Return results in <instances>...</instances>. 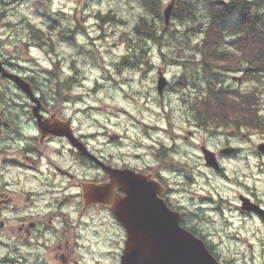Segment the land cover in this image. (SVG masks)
Returning a JSON list of instances; mask_svg holds the SVG:
<instances>
[{"label": "flooded vegetation", "instance_id": "obj_1", "mask_svg": "<svg viewBox=\"0 0 264 264\" xmlns=\"http://www.w3.org/2000/svg\"><path fill=\"white\" fill-rule=\"evenodd\" d=\"M134 42L132 40L131 46ZM1 44L0 41L1 67L4 72L17 75L30 84L33 96L40 102L38 112L42 119L69 121L77 144L94 158L80 153L67 137L42 133L32 115L34 102L0 72V264H128L126 252L130 235L137 237L136 244L141 251L157 252L163 247L160 245L165 242L163 239L173 234L174 225L169 220L175 219L179 228L204 242L218 264H256L253 255L246 261L228 247L221 252L212 239V232L206 228L207 219H212L206 213L203 215L201 206L193 210L182 205L179 199L196 185L198 177L206 176L205 171L225 176L223 160L242 152L237 138L250 142L249 137H224L220 145L213 148L210 143L217 137H196L198 127L194 125V132L187 131L178 137L169 133L165 139L141 137L143 141L138 143L144 154L133 151H129L133 156L128 155V151L113 154L107 148L109 142L122 148L127 137L108 135L104 146L93 145L99 135H78L72 119L62 117L59 105L49 107L40 84L17 70L13 63L15 58L12 54L7 57L8 51L3 54ZM128 55L126 64L142 56L140 53ZM147 56L155 57L153 54ZM194 56V64L203 68L204 60ZM143 61L139 60L138 65ZM150 68L154 69L152 65ZM153 69L151 73L156 68ZM156 71L157 82L162 72L159 68ZM63 73V69L58 73L59 84L66 76L72 80V75L64 76ZM171 85L168 81L164 93L174 92ZM193 92L185 90L189 97ZM181 94L178 92L179 96ZM167 138L170 143H165ZM183 148H189L190 152L180 151ZM206 148L213 154L214 165H207L203 154ZM178 156L188 160L181 161ZM258 157L264 159V153ZM139 176L146 182L137 183ZM124 179L126 184L121 185ZM147 183L155 184L156 189L148 191V187L142 185ZM234 183L239 182L235 180ZM239 184L243 193L236 197V210L244 218H259L264 225V213L258 215L242 210L240 198L260 205L263 212L264 199L256 197L247 183ZM95 185H103V195L91 191V186ZM137 186L141 194L147 191L155 194L167 210L160 213L158 207H154L150 214L126 213L128 205L122 200L137 194ZM245 186L247 192H244ZM233 238L241 242L238 237ZM149 245L151 248L147 250ZM261 264H264V246Z\"/></svg>", "mask_w": 264, "mask_h": 264}, {"label": "rangeland", "instance_id": "obj_2", "mask_svg": "<svg viewBox=\"0 0 264 264\" xmlns=\"http://www.w3.org/2000/svg\"><path fill=\"white\" fill-rule=\"evenodd\" d=\"M159 1L161 11L171 2V0ZM175 3L173 11L176 9L177 0ZM198 5V13L203 14L207 9V0H199ZM108 10H116L117 14L123 16L126 24L105 25L95 19L96 13H105ZM0 12L2 14L0 41L3 52L8 51L7 54L5 52L3 54L7 57L12 54L17 70L27 73L29 78H33L35 83L36 81L41 83L40 85L46 83L48 77L54 81L53 74L58 75L61 69L64 70V76L72 75L68 91L66 93L64 91L60 99L46 101L50 108L56 105L62 108V117L72 119L78 135L85 137L99 135L93 145L105 146V137L108 135L127 137L122 148L117 147L113 142H109L107 148L113 154L128 151V155L133 156L129 151L145 153L138 143L143 141L141 137L165 139L168 133L178 137L186 134L187 130L192 131L191 126L186 124L185 106L181 101L184 102L186 98L192 99L193 96L195 98V91L190 88L194 92L191 97H186L187 95L179 96L178 92L167 90L160 98L155 90L157 68L172 86L176 81H181L180 77L183 75L186 80H191L188 69L185 70L187 67L181 68L176 62L171 60L167 62L168 59L165 61L160 56L159 51L166 48L165 44L154 46L148 53L147 51L144 54L140 53L144 58L141 56L139 59L128 60L126 64V60L130 58L128 54H133L130 49L132 37H129L130 40L126 39L123 33L131 34L134 21L139 14H144L140 5L124 0H0ZM48 15H55L63 21L62 25H69L68 33L61 36L58 30L60 24L55 31H48L47 26L50 23ZM21 16L27 17L46 31L54 51L45 46H34L31 42L25 45V42L30 41L31 38L27 28L20 21ZM193 20L195 22V19ZM5 24L8 26L6 27ZM166 26L181 31L184 27H189V22H174L171 15ZM172 34L170 38L178 33ZM178 40L181 51L186 54L197 53V46L201 43L199 35L181 37ZM201 46L203 45H199V48ZM171 48H175L174 52H176L177 46ZM191 49L194 52H190ZM245 49L248 57L255 52V44L251 42ZM169 52L171 53L170 50ZM184 53H181L180 57H183ZM147 54H153L155 57L151 58ZM139 60L144 61L138 65ZM225 64L221 61L218 65ZM151 65L156 69L150 68ZM196 65L198 66V63ZM151 69L154 70L152 73ZM47 71L52 72L48 75ZM227 80L231 84L236 82L230 77ZM242 85L240 84L242 90L251 87V84ZM242 132L238 133L231 128H224L217 134L204 135L203 131L198 132L196 137H207V139L217 137L210 143L213 148L219 146L220 140L222 141L224 137H231L232 134V137H249L250 142L240 141V138H237L242 152L236 157L223 160L226 175H213L205 171L206 176L202 174L203 176L198 177L196 185L187 189L179 199L182 205L193 210L201 206L204 209L203 215L207 214L206 216L212 219L211 221L207 219L206 228L207 231L212 232V239L219 245L218 249H222L221 252L228 247L241 259L245 257L248 261L253 255L256 264H261L264 225L257 217L244 218L235 207L237 195L243 193L239 184L242 181L247 183L256 197L264 199V159L253 154L255 146L264 141V132L250 133L246 130ZM170 142V138L165 141V143ZM179 147L182 148L181 144ZM180 151L189 153L190 149L183 148ZM178 159L188 160L181 156H178ZM189 162L193 163L191 160ZM235 180L239 183L235 184ZM244 192H247L246 186ZM175 197L177 198L178 195ZM234 236L241 242L237 243Z\"/></svg>", "mask_w": 264, "mask_h": 264}, {"label": "trees", "instance_id": "obj_3", "mask_svg": "<svg viewBox=\"0 0 264 264\" xmlns=\"http://www.w3.org/2000/svg\"><path fill=\"white\" fill-rule=\"evenodd\" d=\"M124 1L136 3L144 11V14H139L134 21L132 35L123 33L124 38L130 40L129 37H132L135 41L130 46L132 53H148L154 46L165 44L167 49H160V56L165 61L168 59L167 62L174 61L189 70L191 80H186L183 75L180 77L181 81L173 84L176 88L171 85L173 91L184 95L186 89H192L197 94L195 98H186L185 103H182L186 104V124L195 125L209 134H216L224 128H231L238 133H243V130L250 133L264 132V0H223V3L220 0H207V9L203 14L198 13L199 0H178L172 13L174 22H189V27H184L181 31L169 29L164 25L159 0ZM115 11L96 13L94 17L105 25L126 24L123 16ZM47 17L50 20L48 31H55L59 27L58 24L61 25L58 29L61 36L70 30V26L62 25L63 21L55 15ZM20 21L27 28L32 45L55 50L44 29L25 16H21ZM175 32L178 34L170 38ZM190 35H199L201 38L197 53L191 55L181 51L178 40ZM251 42L255 44V52L246 57L245 47ZM199 45L203 46L199 48ZM172 46H177L176 52ZM190 52L194 51L191 49ZM181 53H184L183 57H180ZM194 55L204 60L205 68L194 64ZM221 61L226 64L218 65ZM237 70L241 71V81H252L251 87L242 90L240 83L236 81L231 84L227 80L228 74ZM50 72L52 71H47L46 74L49 75ZM58 76L53 74L54 81L48 77L45 80L47 84L40 85L48 100L60 99L72 82L66 76L64 82L59 84Z\"/></svg>", "mask_w": 264, "mask_h": 264}, {"label": "water", "instance_id": "obj_4", "mask_svg": "<svg viewBox=\"0 0 264 264\" xmlns=\"http://www.w3.org/2000/svg\"><path fill=\"white\" fill-rule=\"evenodd\" d=\"M174 5L175 0H171V2L165 7L162 12L165 24H167L169 21ZM0 72L3 76L12 80L19 88H21L22 91L25 92L26 95L30 97L32 102H34L35 106L32 108V115L36 118V123L42 133L50 134L52 136L67 137L80 153L87 154L89 157L94 158L86 151V149L84 150L83 147L80 146V144H77L76 140L74 139L75 136L70 127L69 121L63 122L54 118H52L51 121L42 119V116L38 112L40 110V106H38V103L40 102L33 96L31 86L28 82L17 75L4 72L1 64ZM165 85V78L163 76L159 77L157 81V91L160 94ZM258 149L261 152L264 151V145H260ZM203 154L207 165L211 166L215 164L213 154L211 152L203 150ZM214 167H216V165ZM217 168L218 167H216V169ZM124 175L125 174H123V176ZM136 179H139L136 180V182L139 184L140 182H146V180L140 176L136 177ZM125 184L126 179H124L123 184L121 185ZM142 185L147 186L148 191L150 192L154 191V187L156 189L155 184L147 183ZM135 189L137 194L128 195L127 199L125 198L124 200H122L123 203H126L128 205V207L126 208V213L132 212L133 214L137 215L150 214L151 209H154V207H158L160 213L163 211V209L167 210L163 202L161 200H158L155 194L147 193L148 191L146 192V194H141V188L138 186L135 187ZM91 191H96L103 195V185L91 186ZM240 199L242 200V210L248 212L253 211L258 215L263 214V212L256 205L250 203L248 199L242 197ZM116 214L119 215V212H116ZM169 222L173 223L174 232L170 237L163 239L165 240V242L160 243V245H163V247H160L159 251L157 252L148 250L151 248V245L146 248L149 252L141 251L140 248H138L139 244H136L137 237L132 235L129 236V243L127 246L128 250L126 252V259L128 264H218L217 260L208 251L203 241L194 237L184 229L179 228L176 219L169 220ZM153 238L154 236L151 237V239Z\"/></svg>", "mask_w": 264, "mask_h": 264}]
</instances>
